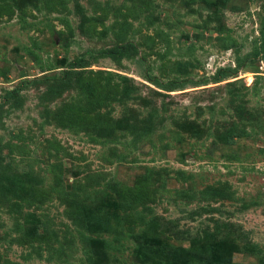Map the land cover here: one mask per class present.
<instances>
[{"label": "rangeland", "instance_id": "1", "mask_svg": "<svg viewBox=\"0 0 264 264\" xmlns=\"http://www.w3.org/2000/svg\"><path fill=\"white\" fill-rule=\"evenodd\" d=\"M263 21L0 0V264H264Z\"/></svg>", "mask_w": 264, "mask_h": 264}, {"label": "trees", "instance_id": "2", "mask_svg": "<svg viewBox=\"0 0 264 264\" xmlns=\"http://www.w3.org/2000/svg\"><path fill=\"white\" fill-rule=\"evenodd\" d=\"M263 29H264V21H263ZM125 49V48H124ZM122 51H126V50H122ZM119 51L116 52L119 56L124 55V52ZM70 76V74H69ZM71 77V76H70ZM57 85L53 86V92H59L58 94H61V91L70 88L71 86V78H69L68 80L66 79V77H62L61 79H59L56 83Z\"/></svg>", "mask_w": 264, "mask_h": 264}]
</instances>
